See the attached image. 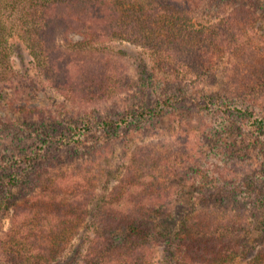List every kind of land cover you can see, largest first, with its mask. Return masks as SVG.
<instances>
[{"label":"rangeland","instance_id":"374dc122","mask_svg":"<svg viewBox=\"0 0 264 264\" xmlns=\"http://www.w3.org/2000/svg\"><path fill=\"white\" fill-rule=\"evenodd\" d=\"M208 1L189 13L187 28H196L198 39L216 41L222 53L206 63L212 43L193 59V71L177 64L158 65L148 46L130 38L131 31L117 21L116 8L129 5L122 0L81 5L84 14L77 16L63 13L64 6L54 11L63 16L52 18L49 41L68 47L90 32L96 48L92 51L89 46L68 58L69 47L68 55L55 53L57 74L71 70L62 87L52 81V69L34 58L22 38H11L14 69L0 72V202L9 206L0 211V239L12 227L14 213L22 207L37 212L58 192L68 200L81 192L92 207L124 182L131 187L132 199L137 198L130 172L137 169L136 161L147 160L136 176L160 170L155 173L158 188L167 189L171 205L159 223L169 237L175 235L182 243L197 234L193 225L202 213L215 212L224 204L236 206L250 214L249 220L258 221L245 233L246 251L231 264H252L261 245L258 240H264V127L231 108L251 105L239 88L255 79L263 96L258 113L264 117V10L263 5L252 4L261 0H241L250 1L244 11L237 3ZM179 8L176 12L186 19ZM239 16H245L241 24L228 21ZM183 60L190 61L186 56ZM203 64L212 66L204 72L196 68ZM79 70L91 81L94 76L103 81L84 86L77 79ZM123 113L129 123L117 132H104L98 124ZM86 124L90 127L82 128ZM30 151L41 153L33 165L13 161L16 154ZM60 206L64 213L75 210L74 204ZM90 219L91 213L69 244L71 251L85 249L95 233ZM210 220L205 218L206 223ZM1 251L0 247V264L5 259ZM154 253L155 264H172L165 242Z\"/></svg>","mask_w":264,"mask_h":264},{"label":"trees","instance_id":"16d2710c","mask_svg":"<svg viewBox=\"0 0 264 264\" xmlns=\"http://www.w3.org/2000/svg\"><path fill=\"white\" fill-rule=\"evenodd\" d=\"M96 1L99 0H0V72L6 73L14 69L10 63L13 51L11 38L18 35L29 46L34 58L45 68L52 69L50 72L52 81L61 87L67 84L66 77L71 76V70L67 72L68 74H57L60 65H56L54 61L55 53L61 52L62 55H68L69 47L72 53H69L68 58L74 54L86 52L89 46L92 51L96 48L90 32H86V37L82 41L74 43L70 41L68 47L62 42L55 41L54 44L51 40L49 41L52 18L55 15L63 16V14H55L54 11L64 6L66 11H62L63 13L77 16L84 14L81 5ZM122 1L123 5L124 2L129 5L116 8L118 23L120 22L131 31L130 38L142 41L151 49L158 65L177 64L182 69L186 66L193 71L190 67L194 63L193 59L199 54L202 55V50L214 43L212 40L210 44V38L198 39L196 33L200 32L196 28L193 27L194 30L187 28L188 22L192 20L189 13L192 14L194 10H197L203 0ZM208 2L213 5L214 1ZM219 3L218 5L237 3L236 6H241L240 11L246 10L250 5V1L244 3L241 0H219ZM252 4L263 5L262 11L264 10L262 0L260 4ZM178 7L180 11L186 12V19L176 12ZM257 8L261 7H255V10ZM90 12L91 10L88 14ZM91 17L89 15L88 18ZM244 18L245 16H239L237 21L231 19L228 21L232 24L236 22L241 24ZM224 42L226 41H222L225 45ZM211 48V58L207 56L210 60L206 63L214 60L213 54L222 53L223 47L215 41ZM88 55L89 53H86V56ZM185 56L187 60H190L189 62L183 60ZM211 66L203 64L196 68L204 72L206 67L210 69ZM77 79L79 83L89 87H94L95 83L97 85L103 81L100 76L97 78L94 76L91 81L89 74H83L80 70L77 71ZM106 83L107 81L104 82ZM239 90L244 93L243 98L248 99L251 105L244 107L241 104H235L231 110L247 118H254L255 124L263 128L264 117L258 113L263 104L261 102L263 96L257 89L255 79L241 84ZM128 123V114L123 113L121 117L104 119L98 124L104 132L110 133L117 132ZM86 126L90 127V124L82 128L86 129ZM42 149L44 152L47 147L44 145ZM40 154L37 151L36 153L21 152L15 155L13 161L17 164L33 165V161H37ZM61 162L58 161V164L61 165ZM144 162L147 163V160L139 163L136 161L137 169H132L130 172V175H133V178L129 180L132 181L130 186L138 189V197L135 199L131 197V187L127 188L129 184L122 182L109 195L96 198L92 207L89 206L88 196L86 200H82L81 192L71 200H68L67 195L55 193L44 201L37 212L33 211V207H22L20 211L14 213L12 227L0 239L1 252L5 258L1 264H155L154 252L163 242L167 244L172 264H231L236 257L246 251L249 236L245 233L258 220L254 218L249 220L250 214L229 204L220 206V209L215 212L206 211L198 219L196 218L193 228L197 230V234L194 237L185 238L182 243L175 235L169 237L160 228L159 223L160 218L170 212L171 203L167 200L168 195L165 193L167 189L163 185L158 188V175L155 173L160 170L156 169L154 174L146 172L141 177L136 176ZM167 164L170 165V163ZM57 178L54 179L56 182ZM60 178L64 177L60 176ZM12 188V185L8 187L9 194H12ZM61 203L74 204L75 210L64 213V209H58ZM4 208L8 209L9 206L5 202H0V211ZM44 210H46L45 213ZM89 213L92 214V219L88 224L95 229V233L89 237L85 249L71 251L69 244ZM208 216L211 220L206 223L205 218ZM261 231L264 234V229ZM258 242L261 245L253 256L252 264H264V240H258Z\"/></svg>","mask_w":264,"mask_h":264}]
</instances>
